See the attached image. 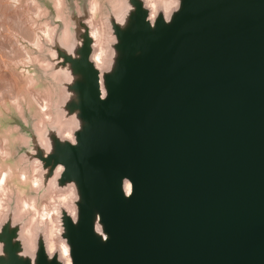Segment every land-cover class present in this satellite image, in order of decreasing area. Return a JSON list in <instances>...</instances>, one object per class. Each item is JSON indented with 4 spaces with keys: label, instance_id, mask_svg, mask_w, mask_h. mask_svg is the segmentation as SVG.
Masks as SVG:
<instances>
[{
    "label": "water",
    "instance_id": "obj_1",
    "mask_svg": "<svg viewBox=\"0 0 264 264\" xmlns=\"http://www.w3.org/2000/svg\"><path fill=\"white\" fill-rule=\"evenodd\" d=\"M44 1L48 34L25 68L51 119L1 115L13 140L0 168L38 167L39 186L9 187L0 264H67L45 222L28 249L33 217L19 216L20 198L40 206L59 194H69L55 203L70 264H264V0H180L179 10L173 0L169 15L158 0L155 17L148 0H97L95 14V0Z\"/></svg>",
    "mask_w": 264,
    "mask_h": 264
},
{
    "label": "bare ground",
    "instance_id": "obj_2",
    "mask_svg": "<svg viewBox=\"0 0 264 264\" xmlns=\"http://www.w3.org/2000/svg\"><path fill=\"white\" fill-rule=\"evenodd\" d=\"M158 0H148V4L152 8V14L153 17H155L158 13ZM56 4L58 7L62 6V0H56ZM163 5L165 6L166 15H169L172 11L173 7L175 6V2L173 0H163ZM97 0H95L92 4V11L95 14L97 11ZM92 25V35L96 42V53H95V62L100 69H104L107 67V54L108 49L105 47V41L106 37L104 35V32L102 30V27H100L98 24H96L95 20L91 22ZM34 32V31H33ZM32 40V38H31ZM30 40V41H31ZM35 41V40H34ZM38 44V42H35V46ZM2 50V49H1ZM11 53V52H10ZM16 53V54H15ZM20 52H14L13 57H7L11 62L14 64H24V63H30L32 61V57L28 54H26V58L24 54H19ZM8 56V55H6ZM1 59V58H0ZM9 63V62H8ZM1 64V63H0ZM1 67V66H0ZM11 75V74H9ZM10 77V76H9ZM21 78L23 79V91L22 93L18 89L17 96L13 97V90L12 87L11 90V96L12 102L10 104H7V100L4 99V96L0 97V100L3 102V108L9 110L11 107L16 108V110L19 113H24L25 108L29 109V112L33 114V117L36 118L37 126L40 127L43 125V123L46 120L51 119V115L49 114V100L43 95L42 91L38 88V85L36 83V80L33 75L30 74H23L21 75ZM11 84V83H10ZM9 85V83H8ZM20 85V84H19ZM18 87V86H17ZM15 92V91H14ZM34 93V94H32ZM1 96V95H0ZM10 98V97H8ZM10 101V99H9ZM2 109L0 108V115H2ZM71 130H68L67 136L70 135ZM12 134L11 131L5 132L2 136H0V159L4 162L6 159L11 157V150L10 146L12 144ZM38 168V167H37ZM37 168L34 170L33 176H30V174L25 169H14L12 167H1L0 168V216L3 212V209L5 208V199L7 196L12 192L8 186L9 181L1 182L2 174L5 172V170H10L12 172L13 169L16 170L19 174V181L21 184L25 183H32V186L38 187L39 181L37 177ZM7 174V173H5ZM19 193H22L20 190H18ZM71 195V193H70ZM6 197V198H5ZM69 194H59V195H53V197L50 198V200L44 201L42 205L37 206L36 202L27 200L26 198H20V206L21 210L19 212V216L22 217L26 213H30L32 215V223L30 226H27L23 232L24 238L26 240V246L28 249L33 250L35 247V241L37 237L36 231L33 229L35 224L41 223H47V241L49 244L50 250H55L56 248H62L63 250V257L67 261V264H70V258L68 253V248L64 244V242L58 241L57 234L59 232L58 228V209L56 206V200H62L66 202L68 200Z\"/></svg>",
    "mask_w": 264,
    "mask_h": 264
},
{
    "label": "rangeland",
    "instance_id": "obj_3",
    "mask_svg": "<svg viewBox=\"0 0 264 264\" xmlns=\"http://www.w3.org/2000/svg\"><path fill=\"white\" fill-rule=\"evenodd\" d=\"M37 1L36 0H0V58H1L0 59V63H1L0 64L1 66L0 67V95H1L0 97L4 96V99L7 100L6 101L7 104H10L12 102V98L14 96H17L18 89L20 90L21 93L23 91V87H24L23 83L26 81L23 82L21 75L28 74L29 72L31 73L35 68L32 66L30 69L25 68V66L26 67L29 66L28 63L14 64L7 57L10 56L13 57L14 56L13 51L14 52L18 51L20 52L19 54L21 53L24 54L25 57L23 59L26 58V54L33 55L31 51V47L35 46V42L36 43L38 42L40 36L43 35L45 36L48 34L49 28H48L47 15L44 12L43 8H41L38 5ZM101 1L104 2L106 0H101ZM44 2L48 3L49 6L52 5L47 0ZM11 87L13 90V97L10 95ZM40 87L42 89L46 88V86L44 84L42 85V83ZM0 108L3 111L2 113L5 114L7 112V109L3 108V102L1 100H0ZM11 109H13V107H11ZM4 118L5 116L1 117L0 115V120H3ZM6 120L4 119V122ZM2 135L3 133H0V136ZM7 162H5L6 165ZM13 171L14 172L10 170H5V172L2 174L1 182L9 181L8 183L9 187L11 185L21 184L19 181H17V179H19L18 172L14 169Z\"/></svg>",
    "mask_w": 264,
    "mask_h": 264
},
{
    "label": "clouds",
    "instance_id": "obj_4",
    "mask_svg": "<svg viewBox=\"0 0 264 264\" xmlns=\"http://www.w3.org/2000/svg\"><path fill=\"white\" fill-rule=\"evenodd\" d=\"M176 4H177V9L179 10L180 0H176ZM120 190L125 200L131 199L134 196V191H135V185H134L133 180L127 176L122 177L121 184H120ZM97 216H101V215L97 213L95 217ZM102 228H103V238L102 239L100 238L99 235H97V232L100 231L99 228H96L95 230H93V232L97 237H99L102 240V242L106 243L109 240V236L105 231L104 224H102ZM48 259L51 260L52 257L49 256ZM32 264H37L35 257L32 258Z\"/></svg>",
    "mask_w": 264,
    "mask_h": 264
}]
</instances>
